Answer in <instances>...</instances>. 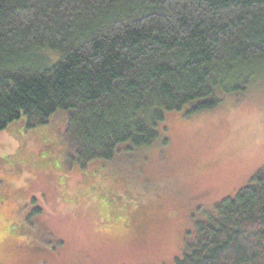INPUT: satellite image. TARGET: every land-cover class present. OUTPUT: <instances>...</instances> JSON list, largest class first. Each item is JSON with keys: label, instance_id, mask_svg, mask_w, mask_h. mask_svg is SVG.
Wrapping results in <instances>:
<instances>
[{"label": "trees", "instance_id": "obj_1", "mask_svg": "<svg viewBox=\"0 0 264 264\" xmlns=\"http://www.w3.org/2000/svg\"><path fill=\"white\" fill-rule=\"evenodd\" d=\"M262 61L264 0H0V132L66 110L80 166L114 159L151 147L166 113L245 90ZM215 207L174 264H264V166Z\"/></svg>", "mask_w": 264, "mask_h": 264}, {"label": "rangeland", "instance_id": "obj_2", "mask_svg": "<svg viewBox=\"0 0 264 264\" xmlns=\"http://www.w3.org/2000/svg\"><path fill=\"white\" fill-rule=\"evenodd\" d=\"M214 107L168 112L151 147L80 166L66 110L0 132V264H174L264 166V61ZM65 113V114H59ZM59 114V115H57Z\"/></svg>", "mask_w": 264, "mask_h": 264}]
</instances>
